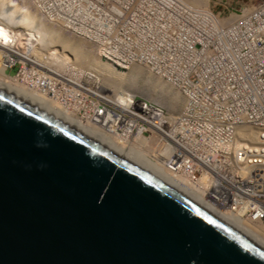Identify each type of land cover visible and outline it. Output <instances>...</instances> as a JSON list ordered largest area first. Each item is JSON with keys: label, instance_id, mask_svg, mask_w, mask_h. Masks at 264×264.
I'll return each instance as SVG.
<instances>
[{"label": "bare ground", "instance_id": "bare-ground-1", "mask_svg": "<svg viewBox=\"0 0 264 264\" xmlns=\"http://www.w3.org/2000/svg\"><path fill=\"white\" fill-rule=\"evenodd\" d=\"M72 1L75 0H0V83L127 150L206 203L211 200L205 196L228 195V204L215 202L213 208L264 243V120L256 119L264 110V101H256L254 93V103L240 104V88L218 89L220 78L227 77L224 69L233 67L235 59L233 48L223 44L228 42L226 34L218 24L210 25L216 18L210 0H161L167 8L179 4L177 12L186 9L197 13L190 40L186 46L178 45L180 51L176 52L190 54L182 71L173 61L166 60V50H176L168 35L166 42L162 41L165 49L159 53L151 49L138 63L117 64L114 57L110 60V54L99 43V33L110 42L114 55L124 57L121 46H115L130 33L120 30L128 26L125 19H118L126 11L120 3L129 11L135 10L133 0H109L117 8L114 20L107 22L76 5L81 2L96 11L98 8L90 6L89 0ZM223 21L219 18L218 23ZM242 56L246 58L245 54ZM206 59L214 61L201 70L209 79L199 75L198 83L188 86L194 91L192 94L186 87L178 90L180 84L190 80L196 60L204 64ZM17 64L21 65L20 75L13 77L7 70ZM120 65L130 73H121ZM246 66L235 77L237 86L246 75ZM143 76L145 80L141 79ZM181 77L182 81H178ZM168 79L177 82L167 84ZM120 92L130 94L135 107H143L134 102V95L141 92L144 101L140 103H151L160 112L167 108L176 119L165 122L162 117L166 116L161 115L157 118H162V123L152 129L144 119L127 118V114L134 115V109L128 100L117 98ZM187 95L193 96L191 101ZM207 96L209 102L215 103L197 109L195 123L187 114L183 115L187 120L181 119L180 113H190L194 107L193 100L201 103ZM182 101H189L186 107ZM119 121L127 124L123 132H119ZM134 125L138 126L137 134L131 138ZM179 139L180 145L176 142ZM155 143L154 153H150L149 147Z\"/></svg>", "mask_w": 264, "mask_h": 264}, {"label": "water", "instance_id": "water-1", "mask_svg": "<svg viewBox=\"0 0 264 264\" xmlns=\"http://www.w3.org/2000/svg\"><path fill=\"white\" fill-rule=\"evenodd\" d=\"M0 264H264V243L0 83Z\"/></svg>", "mask_w": 264, "mask_h": 264}, {"label": "built area", "instance_id": "built-area-1", "mask_svg": "<svg viewBox=\"0 0 264 264\" xmlns=\"http://www.w3.org/2000/svg\"><path fill=\"white\" fill-rule=\"evenodd\" d=\"M212 2L214 5L217 6L219 10L216 11L217 16L213 13L216 16V18H213V20H211L210 25L218 24V28H220L226 34L228 42L223 44L227 48L230 47L233 48L232 58L235 59V63H233V60H231V63H233V67L231 66L229 69H224L223 73H226L227 77L220 78L222 80L220 81V86L218 87V89L223 90L225 87L240 88V92L238 95L242 99L240 104L243 103L247 104L250 101L254 103L255 100L254 93H256V101H260V100L264 101V0H259V1L212 0ZM219 18L224 19L223 24L218 23ZM242 54H245L246 58L243 57ZM204 61L207 62L202 64V61L196 60L194 65L196 69L190 75V80H188V83L186 81V84L183 86H181L182 84H180L179 88L178 85H176V88H178V90L186 87L188 93L192 94L194 91L190 88L198 83L199 75L204 80L205 78L209 79L208 76L204 75V71L201 70L202 68H206L207 66L209 67L210 64L213 63L214 61L209 62V59H206ZM245 64H247V66L243 72H246V75L244 78H242V83L237 86V79L235 77L237 74L241 72ZM70 66L71 65H69L67 68L69 69ZM121 69H124V67H121L120 65L118 70L120 71ZM180 70L182 71L183 69L181 68ZM186 76L187 75L185 74L184 77L187 79ZM67 80L71 82L73 79L68 78ZM178 81H182V77ZM175 82L177 81L168 79L167 84H171V83L175 84ZM188 86L190 88H188ZM202 88L204 89V87ZM173 90H175V88H173ZM99 91L103 92V90H99ZM120 94L121 96L120 97L117 96V98L118 99L124 98L125 100H128V103L131 104V107L133 106L134 109L133 112L134 115L127 114L126 115L127 118H132L136 116L141 119H144L147 126L151 127L152 129L158 128L157 124L159 122L162 123V118L163 121L165 122L167 120L173 121L174 119H176V117L173 116V114L166 111L169 110L167 108H163V111L160 112L155 107H153L151 103H147V102L140 103L139 101L140 97L137 95H134V102L136 104H141L143 107H135L134 103H131L130 101V98H132L130 94L127 93L126 95L123 92H120ZM187 96H189V101H191L193 96L191 95H187ZM193 101L191 103L194 105V107L191 108L190 113H180L182 120H187L183 117L184 114H187L188 117L192 119L190 120L191 123L192 122L195 123V120H197V115H198L197 109L200 110L201 109L200 107L202 106L209 107L210 105L212 106L215 103L214 100L209 102L208 96L201 103H198L197 101L193 103ZM188 102L182 101L183 107H186ZM114 110L116 114H121L120 110L118 109H114ZM161 115H165L166 117L157 118V117H161ZM256 119L264 120V110L263 112H260L259 114L256 115ZM181 123H186V121H181ZM126 125H127L126 123L119 121V128H120L119 132H123ZM137 127H138L137 125H134L132 127V131L129 134L131 138H134V136L137 134L136 133ZM262 130L264 131V128H262ZM144 134L147 137H150L148 134L146 133ZM176 142L178 143V145H180V139L177 140ZM155 146L156 143L153 144V146L149 147L150 153H154ZM156 152H159V148L156 149ZM176 161L178 162V160ZM163 164L166 165L165 162ZM242 172L244 171L242 170ZM216 195L217 194L210 195L209 197L207 196L204 197L211 200L210 202H208V204L211 207H213L212 205H217L215 202L221 203L223 206L224 204H228L230 202L229 200L230 197L228 195L227 196H223V195L216 196ZM221 210L226 214V212L222 208Z\"/></svg>", "mask_w": 264, "mask_h": 264}, {"label": "rangeland", "instance_id": "rangeland-1", "mask_svg": "<svg viewBox=\"0 0 264 264\" xmlns=\"http://www.w3.org/2000/svg\"><path fill=\"white\" fill-rule=\"evenodd\" d=\"M119 1L125 2L126 0ZM72 2L76 3L77 0ZM133 2L137 7L135 8V10L130 11L129 8H127L123 3H120V6L125 7L126 11L124 12L123 16L118 19H125L126 25H128L125 29L120 30L123 32L129 31L130 33L123 40H119L118 43L115 42V46H121L120 48L123 50L124 57H120V55H114V49H112V47H110V45L108 44L110 42H107L106 39L103 38L104 36L102 32L99 33V43L103 48L106 49V52L110 54V56L108 55L110 60H112V58L114 57L115 59L113 58V61L117 62V64H119L118 61L120 62V64L123 61H127L130 64L138 63L139 58L143 57L142 55L149 54V52L152 51L151 49H153L154 52L157 53L160 52L161 48L165 49V45L162 41L166 42L168 35L170 36L168 40L173 41V47L176 50L174 51L173 49H167L166 60L168 62L173 61V63L177 65L178 70H180L184 64L188 63L187 59H189L190 54L176 53L180 51L178 45H181V47L186 46L188 40H190L188 38L192 36L191 33L193 32L195 27L193 26V23L197 21V13L188 11L186 9H181L179 10V12H177L179 4L167 8L164 6L161 0H133ZM88 4L90 6H96L98 8L96 10L97 12L89 6L81 4V2H78L76 5L86 9L93 15H98V18L103 22H107V20H110L111 18L114 20V8L116 9L117 6L113 5L111 1L99 0V2H97L96 0H89ZM210 9L211 12L215 15L216 11L219 10L217 6L213 4L212 0H210ZM175 35H177L178 37H176ZM179 38L182 40H180ZM178 40L181 42H179ZM35 52L37 53L38 50L35 49ZM19 68L21 69V65L17 64L16 66H14V68L7 70V72L14 77L18 74ZM120 72L127 74L130 73L129 70L127 71L125 69H121ZM77 77L79 76L77 75ZM143 78L144 76L141 77V79ZM145 78L143 80H145ZM135 92L137 91L135 90ZM150 93L151 92H149V94ZM139 95V101L143 102V96L141 94ZM150 96L152 97V94H150ZM169 96L173 97V94H170Z\"/></svg>", "mask_w": 264, "mask_h": 264}]
</instances>
